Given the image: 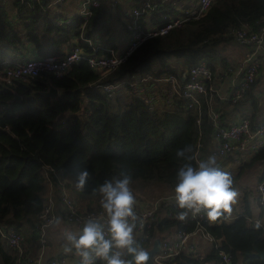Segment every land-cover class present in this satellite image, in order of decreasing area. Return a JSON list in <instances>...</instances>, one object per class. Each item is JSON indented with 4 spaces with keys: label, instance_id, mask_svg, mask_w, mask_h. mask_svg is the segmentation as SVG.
Listing matches in <instances>:
<instances>
[{
    "label": "trees",
    "instance_id": "obj_1",
    "mask_svg": "<svg viewBox=\"0 0 264 264\" xmlns=\"http://www.w3.org/2000/svg\"><path fill=\"white\" fill-rule=\"evenodd\" d=\"M54 1L0 0V71L25 54L27 41L34 42L40 54L64 53V45L75 42L87 54L101 53L104 47L97 37L101 30L108 28L114 5L121 4L123 9L130 7L129 10L141 7V0H100L84 17L79 11L66 15L52 5ZM154 1V6L147 5L138 14L137 20L142 25H160L173 14L182 12L177 5L182 0ZM189 3L190 0L185 1L182 7ZM263 15L264 0H213L201 16L189 17L164 33L145 37L123 61L107 71H99L82 57L72 61L60 74L41 70L33 76L16 77L11 82L0 76V222L13 224L23 231L32 227L33 234L37 235L35 222L48 195L45 172L57 191L61 189L58 181L63 174H75L81 182L80 191L98 197L105 195V198H97L95 205L109 210H125L129 206L123 200L127 195L120 198L109 196L107 191L98 192L99 185L113 178L129 186L131 182L153 179L173 188L185 186L192 180L197 165L198 128L194 109L151 105L123 88L128 89L129 78L136 72L147 69L184 71L186 65L203 56L210 62L219 60L227 64L222 48L234 39L232 28L244 22L256 25ZM83 21L85 24L81 27ZM124 25L126 28L125 20ZM73 35L77 36L75 41ZM262 63L263 66L264 57ZM258 77L235 101L217 98L221 108L224 104L222 116L236 105L255 111L259 98L253 86ZM47 78L59 87L55 99L37 90L46 87ZM110 80L124 82L111 90L106 88ZM14 89L20 92L21 99H12ZM120 91L128 93L125 98L121 99ZM237 109L249 113L248 109ZM202 128L205 142L201 171L205 172L226 156L213 154L208 146L213 127L207 113L203 115ZM251 158L262 163L264 146ZM247 162L243 160L234 168L230 167L218 179L226 186H233ZM263 176L264 169L257 174L256 181ZM199 189L196 188V195L204 199ZM250 191V186H245L239 197L240 209L236 212L213 201L209 217L200 221L214 236L208 239L199 235L210 241L207 251L198 254L181 249L174 257V264L218 261L216 242L230 252L234 264L239 260L242 264H264V259L250 252L254 244L264 248V227L252 219L255 214L263 215L264 203L256 201L255 191L251 199ZM53 196L55 201L61 199V192L54 191ZM251 200L258 204L255 214ZM188 214L189 206L186 205H160L151 225L146 227L149 235L139 243L150 244L158 230L168 236L178 228L193 229L198 222ZM129 227V224L120 223L117 243L122 242ZM30 249L26 247L24 253ZM17 254L0 232V264H17ZM105 263L109 264L107 259ZM93 264H103V261L97 258Z\"/></svg>",
    "mask_w": 264,
    "mask_h": 264
},
{
    "label": "built area",
    "instance_id": "obj_2",
    "mask_svg": "<svg viewBox=\"0 0 264 264\" xmlns=\"http://www.w3.org/2000/svg\"><path fill=\"white\" fill-rule=\"evenodd\" d=\"M213 0H195L190 5L182 7L181 13L173 14L171 18L158 25H142L138 20V14L144 7L154 6V0H141V7L134 6L127 11L131 19L126 20V28L129 38L122 46L113 43L99 41L104 47L101 53H85L82 46L75 42L65 48L64 53L53 52L51 54L26 53L0 71V76L6 82H11L16 77L33 76L41 70L53 71L60 74L66 71L74 60L86 57L90 64L99 71L104 72L123 61L128 53L138 45L145 37L164 33L170 27L181 24L189 17H199L210 6ZM100 0H82L79 12L87 17L92 12V6L98 5ZM68 18V17H67ZM69 19V18H68ZM85 21L82 22L83 27ZM234 39L245 44L241 60L237 64H222L219 60L210 62L205 56L196 62L186 65L184 71L170 70L136 72L129 78L128 90L138 94L143 101L155 106L180 105L183 108L194 109L195 120L198 128L196 140L195 158L197 165L193 170L192 180L180 188H172L164 194L154 196L150 200L135 199L128 203L125 210H109L102 206L81 208L71 199L67 190L61 191V199L66 209L65 220L68 223L86 226H100L102 229L101 240H108L114 227L121 222H129L134 226L138 234V240H144L149 234L146 227L150 226L160 205L173 203L189 206V216L194 217L198 224L193 229L178 228L170 236H162L161 248L153 253L155 264H174V257L181 250L191 244L193 235H202L204 238L214 239L213 234L205 229L202 219L210 215V206L213 204L209 199H201L196 195V188H201V181L218 179L224 175L230 167H234L243 160L251 158L264 146V119L252 120L249 113L243 110H233L230 118L222 116L223 110L217 104V98H229L232 101L238 99L259 73V67L264 57V15L258 19V24L253 25L244 22L232 28ZM80 35H83L81 32ZM73 40L77 38L74 35ZM124 80L108 81L106 88L113 90L122 84ZM126 88V87H125ZM204 113L213 127L208 146L213 154L226 156L218 161L211 170L202 172L201 154L205 136L203 135L202 119ZM61 171V169H57ZM46 178L52 185V181L45 172ZM256 201L264 203V176L255 182ZM54 191L49 189L47 199L35 222L37 238L41 247L33 252H25V234L13 224L0 222V232L7 242L17 248V264H93L97 258H101L103 264L106 256L99 249L83 250L75 255L57 253L53 256H45V242L47 231L57 217ZM254 221L264 227L263 215H254ZM117 247L121 243L114 240ZM218 261L209 264H234L230 252L219 246ZM236 264V263H235Z\"/></svg>",
    "mask_w": 264,
    "mask_h": 264
},
{
    "label": "crops",
    "instance_id": "obj_3",
    "mask_svg": "<svg viewBox=\"0 0 264 264\" xmlns=\"http://www.w3.org/2000/svg\"><path fill=\"white\" fill-rule=\"evenodd\" d=\"M185 1H187V0H182L181 3L179 1V3L177 5L180 8H182ZM192 2H193V0H190L189 4H191ZM81 3H82V1L80 3H78L79 9L81 7ZM79 9L76 10V7L69 6V9H67V11H64V12L66 13V15H69L75 11H79ZM129 9H130V7H128V8L124 7V9L122 11L124 13H126L127 11H129ZM98 35H99L97 37L98 40H104L105 43L110 42V43H113L114 45H117V46H122L124 43H126L127 39L129 38L128 30L125 27H124V31L117 33V36L108 35V32L104 33L103 30H101V32ZM73 37H75V36L73 35ZM68 46H69L68 43H66L64 45V48H67ZM245 46H246L245 44H243L241 42L239 43L234 39L228 41V43H226L222 48V51L224 52V55L226 57L227 62L230 64H237L238 62H240L241 57H242L243 52H244L243 49L245 48ZM24 50L26 53H29V54L38 52L35 43L31 42V41H27V43L24 47ZM253 91L255 92V94L257 96L260 94V89L257 88L256 83L253 86ZM225 100L226 99H224V101ZM244 103H246V102H244ZM222 108H224V104L222 105ZM235 108L236 109L237 108L248 109L249 113L251 115V118L254 121L264 119V102L259 101L258 106H257V108H255L254 112L250 108H248L247 106H242V107H238L237 105L234 107L231 106V111L227 112V115L224 114L225 117L232 116L233 110L236 111ZM259 164H260V170L258 171V173H261L264 169V161H262V163L260 162ZM58 182L61 184V187H60L61 189H59L58 191H57V188L55 187V185L53 183H51L52 185L50 186L49 182H47L48 183V185H47L48 191H49V189H52L53 191L59 193V191L61 192L63 190H67L71 199L76 203V205L78 207H81V208H86V207H88V205H92L93 202L96 203L98 201L97 198H105L106 197L105 195L98 197L94 194H84L82 191L79 190V188L74 187L75 185H79V184L76 182L74 176L70 175V174H63L62 177H60V180ZM219 182H220L219 179H212L209 181L208 180L201 181V184H202L201 189L202 188L205 189L206 186L208 185V188L212 189V191L215 192L216 190H218V187H219L218 183ZM138 183H143L144 185H142V184H140V185L143 187H146L145 186L146 182H139L138 181ZM147 183L149 186V190L144 192L145 195H141L138 193H136L135 195H133V194L127 195V198L123 199L125 201V203L128 204L130 201H133L135 199L136 200L142 199V200L147 201V200H150L151 198H153L154 196H156L157 194L168 192V190H172V188H173L170 185H167L165 182H162V181L156 180V179L149 180ZM134 185L135 184H133L131 182L130 187L134 186ZM226 187H228L229 190L232 191V193L235 192L234 190H231L232 186L224 185L223 193H224ZM252 187H253L252 190L254 191L255 190V182L252 184ZM251 201L254 203L253 214H255L258 212V204L256 205V203L253 200H251ZM56 207H57V217H56L55 221L50 225V227L48 228V231H47V242H45V251H46L45 256H53V255H56L57 253H67L69 255H75V254L83 251V249H81V248H82L83 243H84V237H81L78 235L74 236V235L69 234L66 231L65 224H67L68 222L65 220V213H64L65 207L63 206L62 199L56 198ZM239 209H240L239 206H237L236 210H234V211L236 212ZM121 224H123L124 226H127V224L130 225V227L127 228L125 234L126 233H130V234L136 233L134 226L132 224H130L129 222H127V223L121 222ZM93 227H89V228H93ZM119 227H120V224H117L114 227V229H116V233H118ZM32 230H33V228L30 227L24 231V234H25L24 246H26L29 249L31 248L30 250L35 252L41 247V242L38 240V238H37L38 236L37 235L35 236L33 234ZM36 234H37V232H36ZM169 235L171 236L172 233H170ZM192 237L193 238H190V241H191L190 243L192 244L194 242V244H195L194 248L192 249L191 246L189 245L188 247H186L184 249H186L187 251L189 250V252H194V253H198V254L199 253L202 254V253L206 252L207 248L210 245V241L205 240L203 238L201 239L199 236H195V235H193ZM10 246H12V245H10ZM14 249L17 250V248H15V247H14ZM17 252H18V250H17ZM17 261H18V254L15 258V263Z\"/></svg>",
    "mask_w": 264,
    "mask_h": 264
},
{
    "label": "rangeland",
    "instance_id": "obj_4",
    "mask_svg": "<svg viewBox=\"0 0 264 264\" xmlns=\"http://www.w3.org/2000/svg\"><path fill=\"white\" fill-rule=\"evenodd\" d=\"M82 0H56L52 3V5L56 8L59 9L61 11H67V9H69V6L72 7H76V10L79 9V4ZM123 5H119V4H115L113 9H112V17L109 23V26L107 29H103L104 33L108 32V35H113V36H117V33L124 31V20H128L131 19V16L129 15L128 12L124 13L123 10ZM239 63V62H238ZM262 62H261V66L259 67V73H258V79L256 81V86L258 89H260V94L258 95V103L260 102H264V65L262 66ZM125 90V92L128 91V89L123 88ZM122 92V91H120ZM122 92L120 94H122V98H125V96L128 93ZM257 103V106H258ZM124 105V103H123ZM252 159V158H251ZM247 160L248 162L245 163V165H243L242 170L240 171V175L236 177L235 182L233 183L234 185L231 187V190H234L232 193V191L229 190L228 187L225 188V191L223 194H217L214 191H212V189L208 188V185L206 186V188H200L199 191L202 192V195L204 199H209L211 201V203L217 202L223 205H227L230 207V209L232 211H234L236 209V206H238L239 204V197L243 194L244 192V188L245 186H250V195H251V199L253 196V190H252V184L256 181V176L258 174V171L260 170V162L258 160ZM251 160V161H250ZM76 182L79 185H75L74 187L79 188V190H81L80 188V180L79 178L73 174ZM146 187L141 186L138 183H135L134 186H129L127 183L124 184V182H122L120 179L118 178H113L111 179L110 182L104 183L99 185L98 187V192H104L107 191V193L109 194V196H118L120 198L123 197V195H130L133 194L135 195L136 193L141 194V195H145L144 192L149 190V186L148 183H145ZM143 191V192H142ZM160 194H164V193H160ZM157 194L156 196L160 195ZM91 206H96L95 202L92 203ZM112 211V210H111ZM236 264H242V261L239 260V263Z\"/></svg>",
    "mask_w": 264,
    "mask_h": 264
},
{
    "label": "water",
    "instance_id": "obj_5",
    "mask_svg": "<svg viewBox=\"0 0 264 264\" xmlns=\"http://www.w3.org/2000/svg\"><path fill=\"white\" fill-rule=\"evenodd\" d=\"M46 87L38 88L37 90L43 94H47L51 99H55L59 94V87L50 78L45 80ZM21 99L22 95L14 89V97L12 99ZM217 194H222L224 184L219 182ZM66 231L71 235H78L84 237V243L81 249L94 250L99 249L106 256L109 264H155L153 253L161 248L162 236L161 231H156L150 240V244L141 245L138 240L137 233H126L123 236L120 248L116 246L114 240L116 239V229L112 231L110 238L102 241V229L100 226L87 228L86 226L76 225L72 223L65 224ZM250 252L255 253L264 259V248H260L254 244V248Z\"/></svg>",
    "mask_w": 264,
    "mask_h": 264
},
{
    "label": "clouds",
    "instance_id": "obj_6",
    "mask_svg": "<svg viewBox=\"0 0 264 264\" xmlns=\"http://www.w3.org/2000/svg\"><path fill=\"white\" fill-rule=\"evenodd\" d=\"M21 229V228H20Z\"/></svg>",
    "mask_w": 264,
    "mask_h": 264
}]
</instances>
